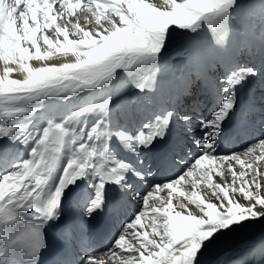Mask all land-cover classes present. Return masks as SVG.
Returning <instances> with one entry per match:
<instances>
[{
	"label": "snow or ice",
	"instance_id": "obj_1",
	"mask_svg": "<svg viewBox=\"0 0 264 264\" xmlns=\"http://www.w3.org/2000/svg\"><path fill=\"white\" fill-rule=\"evenodd\" d=\"M239 8L238 0H0V141L6 139L26 153L0 172V264H39L46 248L45 228L60 218L66 193L81 183L90 190L81 205L87 217L103 209L106 185L131 193L145 206L153 192L134 190L136 185L157 192L168 189L169 194L122 225L114 246L102 254L107 261L89 253L80 264H203L202 257L223 235L264 218V181L257 179L264 177V137L243 150L247 159L218 150L238 108L237 89L259 74L255 64L221 59L216 102L194 125L192 115L175 110L154 115L134 132L113 127L108 120L110 90L121 73L138 93L153 90L161 60L173 45L182 46L168 59L185 61L177 65L185 84L193 74L203 76L214 68L207 60L224 48ZM73 9L91 17L73 21ZM91 18L95 29L81 26V19L87 25ZM205 26L210 33L206 43L201 39ZM177 30H183L179 39ZM260 54L264 57V43ZM29 61L37 63L29 66ZM16 71L22 78H9ZM83 93L98 99L66 118L48 120L46 126L35 122L45 100L71 103ZM248 108H255L254 100ZM174 121L183 126L195 154L176 178L147 185L151 168L139 157L168 135ZM114 140L135 153L136 162L114 153ZM213 170L219 181L213 182ZM189 177L191 196L181 193L184 200L174 203L172 192ZM199 181L209 186L210 195L196 194ZM26 213L35 218L28 222ZM259 249L264 252V241Z\"/></svg>",
	"mask_w": 264,
	"mask_h": 264
},
{
	"label": "bare ground",
	"instance_id": "obj_2",
	"mask_svg": "<svg viewBox=\"0 0 264 264\" xmlns=\"http://www.w3.org/2000/svg\"><path fill=\"white\" fill-rule=\"evenodd\" d=\"M238 2L240 8L233 17L229 36L224 48L210 55L207 60V63L215 65L214 68H207L203 76L197 77L193 74L192 78L185 84V82L180 79L177 72V65L185 63V61L182 59L170 61L168 59L169 56H172L177 51L178 47L182 46L178 44L171 46L168 52L165 53L164 59L161 60L160 70L156 73L157 82L153 90L144 94L138 93L135 89L128 86L124 74L121 73L120 79L115 82L113 88L110 90L113 100L111 104L112 111L108 120L111 125L113 127L121 126L130 132H134L143 122L151 120L156 114H163L165 110H175L178 113L192 115L194 125L198 118L207 115L209 108L213 107L216 102L214 91L217 86L216 78L218 75H221V69L218 67L219 61L228 57H234L240 63H246V61H242L240 57H238L240 56L242 46H246V55H248L247 60H249L248 64H252V62L258 64L256 68L259 74L257 77L246 81L243 86L237 89L235 95L238 101V108L231 120L233 125L229 129L230 133H227L225 140L218 146V150L221 154L235 152L241 154V159H247L242 155V148H246L248 143L257 138L264 137V107H262V102H264V86L257 81L260 79V75H264V57L260 54L261 45L264 41V0H238ZM72 12L71 19L73 21H75L77 17L83 16L80 14L79 9H73ZM91 20L93 19L91 18ZM80 23L81 26L87 28V26L84 25L83 19H81ZM182 31L183 30H177L178 39L181 37ZM48 34L51 35V32ZM209 37L210 33H208L205 26V30L201 33V39L206 43ZM57 55H59L61 59L65 58L61 53H57ZM67 59H72L71 54H68ZM36 63V61L28 62L29 66H33ZM3 67V62L0 61V74L3 72ZM9 78H22V73L20 71L13 72L10 74ZM209 83L212 86L210 89H207ZM193 86L196 88L197 94L195 93V99L198 103L191 107L188 101L193 97ZM181 88L184 89L183 92L177 95L178 89ZM96 99H98L97 96L83 93L73 99L71 103L45 100L42 110L34 114V120L37 124L46 126L48 120L58 121L60 118H65L75 108ZM136 99L141 103L142 109H144V107H150L154 109V113H149L150 109L148 108L149 110H144L145 115L139 118V120H136L132 115L130 105V103ZM250 100L255 101V108L253 109L248 108ZM239 123L240 125L238 126ZM88 124H91L90 120ZM23 126L24 122L22 121L21 127ZM172 126L173 129L169 131L168 135L152 147L157 149L167 147L170 150L168 158L153 155L152 149L146 153H142L139 157L147 163L151 161L154 168H158L159 170L162 169L164 174L166 172L169 174H176L184 167V164L188 162L190 157L195 154L194 145L185 135L183 126L177 124L175 121ZM231 131H236V135L238 137L240 136L239 139H235L236 135L231 133ZM177 132L181 133L182 137L185 139L183 140ZM188 143L189 147L187 152V147L185 148V146H188ZM0 146H2V148H0V172L10 168L14 160H18L26 155L19 145L10 144L6 139L0 141ZM112 148L114 153L118 154L121 158L136 162V154L124 149L118 140L112 142ZM177 148H179V150H176ZM182 149L185 153V157L182 156L184 154H181ZM258 154L259 149H256L254 155ZM148 155L155 156L154 161ZM176 158L177 160L172 162V159ZM236 170H241L238 164L236 165ZM214 171L215 170H213V182H216L220 180V177L216 176ZM192 179V177L188 178L187 185H189L193 191ZM196 179L199 180L198 177H196ZM245 179H251V177L249 176ZM257 179L264 181V177H257ZM231 182L232 176L229 173L228 183L231 184ZM198 183L200 184L197 185L196 194L201 198H204L205 195H210L211 189L209 186L203 181H199ZM146 184H156V181L151 183L147 180ZM183 184H185V182H183ZM137 186L134 190L145 193L149 190L153 192V196L149 199L148 206H145L142 200L137 201L132 199L131 193L125 195L114 185H106L107 191L105 193L103 209L97 211L91 217L84 216L81 207L82 203L86 202L90 190H84L83 184L81 183L79 186L72 188L66 193L62 201L60 218L55 222H49L45 229V233L49 231L54 232L59 240L65 241L70 250L69 258L62 261L60 264H80L81 258L91 253L87 250L88 244L95 239V237L91 236V233L98 223L103 226V228L96 238V242L104 247L111 242V235L117 224L116 217L120 210L127 211V217L124 219L126 223H128L134 218V215L138 213V205H141L140 211H144L146 208L150 210V206L158 205L161 200H166L169 194L168 189L157 192L155 189L147 188L145 184H138ZM238 187L239 182H237V188ZM180 189L183 188L177 186L176 191L172 192L174 203L176 200H184L182 196L178 195ZM262 191H264V189H262ZM235 195L243 199L242 193L237 191ZM184 202L187 203L186 200ZM191 207H194V205ZM69 216L73 217L76 222L78 236L71 234L65 227L66 218ZM33 217H35V214H25V219L28 222ZM141 223L147 226L148 220H143ZM137 227L140 226L137 225ZM262 241H264V218L254 221L247 226L237 228L234 231L227 232L210 247V250L202 257V262L203 264H239V261L246 260V264H264V252L259 249V244ZM76 247H81V249H76ZM109 247L110 245L104 247L99 253H92L96 254L97 259L103 258L107 261L108 257L106 255L102 256V254H106L109 251ZM122 254L125 256L129 255V253L126 252H122ZM50 262L51 260L49 263Z\"/></svg>",
	"mask_w": 264,
	"mask_h": 264
},
{
	"label": "rangeland",
	"instance_id": "obj_3",
	"mask_svg": "<svg viewBox=\"0 0 264 264\" xmlns=\"http://www.w3.org/2000/svg\"><path fill=\"white\" fill-rule=\"evenodd\" d=\"M80 14L81 15H89V17H91V13H81L80 12ZM93 20H91V22L89 23V24H87V25H85V26H87V29L88 30H93V29H95L96 27H97V25H96V21H95V18H92ZM102 23H103V21H102ZM262 43H264V41L262 42ZM246 53H247V50H246V46H242V49H241V51H240V56H238V57H240V58H243L241 55H243V56H245L246 55ZM248 62H249V60H246V63L245 64H248ZM257 66V65H256ZM219 67V66H218ZM219 76V75H218ZM217 77V76H216ZM211 84L209 83V87L207 88V89H210L211 88ZM195 86H193V97H191V99H192V102H191V99L188 101L189 102V105H191V107H193V105H195V104H197L198 103V101L195 99V97H196V91H195ZM196 93V94H195ZM196 101V102H195ZM136 103V104H135ZM131 104V107L134 109L133 110V113L135 112V114H137L138 115V117L136 118V120H138L139 118H142V116H144L145 115V111L144 110H146V109H148L149 110V113H154V109H152V108H150V107H144V109H142V106H141V103L140 102H138V100H134L133 102H131L130 103ZM137 104H139V105H137ZM137 108V109H136ZM142 109V110H141ZM141 111V112H140ZM143 111V112H142ZM66 118V117H65ZM61 119H63V118H60V120ZM197 121V120H196ZM173 129V126H172V128H171V130ZM253 143V141L252 142H250V143H248V145H247V147L250 145V144H252ZM188 146H189V143H188ZM187 146H185V148H186ZM245 148L243 147L242 148V150H244ZM181 154H184V155H182L183 157H185V153H184V151H183V149H182V151H181ZM175 160H177V158L176 159H172V162H174ZM147 165H150V164H147ZM145 167H147V166H145ZM180 171L181 170H179L176 174H169V173H159L160 171L156 168H154V167H152L151 168V174L148 176L150 179H152L153 178V180H154V182L156 181V183L158 182V183H162V182H165V181H168V180H170V179H173V178H176L177 176H178V174L180 173ZM171 176H173V177H171ZM188 180V179H187ZM187 180H185V181H182L181 182V185H178L179 187H181V188H183V189H180L179 191H180V193L178 194V195H180V196H182L181 195V193H185L186 195H188V196H191V194H192V190H191V188H190V186L189 185H187ZM183 182H185V184H183ZM200 183H198L197 185H199ZM183 198H184V196H182ZM141 205H138V212L140 211V209H141V207H140ZM119 215L121 216V211L119 212ZM126 215H127V211H124L123 212V215L119 218V216L116 218L117 220H118V223H117V226H116V231H115V235H114V238L115 237H118V235H119V231L121 230V227H122V225H125V217H126ZM101 216V215H100ZM122 222V223H121ZM114 238H113V240H112V242H111V245H114ZM95 253V252H94ZM99 253V252H98Z\"/></svg>",
	"mask_w": 264,
	"mask_h": 264
}]
</instances>
